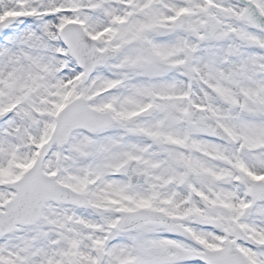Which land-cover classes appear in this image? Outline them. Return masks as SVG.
Returning a JSON list of instances; mask_svg holds the SVG:
<instances>
[{
	"label": "snow or ice",
	"instance_id": "obj_1",
	"mask_svg": "<svg viewBox=\"0 0 264 264\" xmlns=\"http://www.w3.org/2000/svg\"><path fill=\"white\" fill-rule=\"evenodd\" d=\"M0 264H264V0H0Z\"/></svg>",
	"mask_w": 264,
	"mask_h": 264
}]
</instances>
